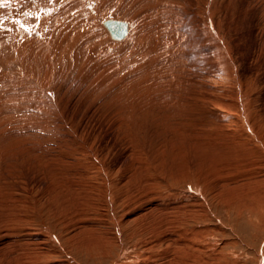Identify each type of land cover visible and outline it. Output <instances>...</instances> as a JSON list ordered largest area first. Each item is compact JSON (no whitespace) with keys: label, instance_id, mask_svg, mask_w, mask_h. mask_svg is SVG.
I'll return each instance as SVG.
<instances>
[{"label":"rangeland","instance_id":"374dc122","mask_svg":"<svg viewBox=\"0 0 264 264\" xmlns=\"http://www.w3.org/2000/svg\"><path fill=\"white\" fill-rule=\"evenodd\" d=\"M64 1L51 0L57 3L55 10L67 6ZM157 1L134 0L131 6L133 1L127 0L118 6L113 0L105 6L110 9L98 11L100 15H115L122 20L131 18L136 31L145 33L143 49L137 47L134 52L125 43L117 54L125 69L123 74L136 70L123 78L122 86L113 83L121 81V69L117 75L109 68L102 76L99 70L82 71L85 66L72 57L64 63L65 71L58 77L54 102L47 97L49 87L37 93V89L32 91L31 85L24 84L26 90L19 86L23 92H13L16 88L9 92L14 83L0 76V232L3 230L0 236L8 232L16 235L18 231L17 235L29 248L38 245L45 250L44 254H28L27 258V251H34L20 241L21 249L13 248L1 264H148L146 254H161L166 244L161 243L162 248L154 250L155 245L149 252L150 245L181 232L192 236L194 241L188 238L193 241L195 252L192 256L193 248H189L188 254L183 250L180 255L182 261L185 259L183 264L189 261L188 255L192 259L189 264H264V0H191L192 4L190 0H159L163 6L152 7ZM42 3V8H46ZM93 4L94 0L85 1L73 12L79 16L76 21L80 19V23L87 24L83 26L85 32L94 19L87 11ZM69 6L66 21L72 14ZM140 7L145 8L144 15L139 13ZM31 14H34L32 7ZM4 17V13L0 15L1 22L7 18ZM193 21L194 51L189 50L187 42L175 54L184 62L164 64L166 68L155 63V67L162 69L159 71L163 74L171 72L170 77L173 69L184 72L185 67L194 65L198 82L194 87L195 107L185 108L187 115L183 107L169 110L170 107L164 106L175 84L164 80L169 78L164 74L165 85L162 86V80L160 88L156 86L159 99L139 109L129 125L131 122L126 119L131 121L130 110L114 99L120 94L124 96L125 90L136 94L128 97L148 99L143 95L144 88L137 86L141 87L139 82L152 66L153 57L160 59L165 52L161 45L159 53L153 54L152 41L157 33L163 36V30L167 35L169 25L174 23L176 34L183 38L186 24ZM160 23L164 26L162 30L155 29ZM26 35L29 32H24L23 38ZM87 45V49L92 46L91 42L83 44L84 51ZM1 48L0 58L5 52L4 46ZM192 52L194 60H190ZM110 56L107 60L113 58ZM117 57L113 58L115 62ZM144 61L149 63L145 65ZM9 64L7 67L12 65ZM187 71L181 73L189 79L193 72ZM89 73L105 78L94 74L90 78ZM204 75H209L211 79L205 77L220 90L214 97L238 103L235 90H240L248 119L246 127L242 111L240 115L234 106L231 111L218 105L211 107L215 104L214 97L211 100L201 97L203 83L198 77L203 79ZM95 77L101 80L97 84ZM178 87L176 84L174 90ZM27 101L36 102L33 103L36 108ZM171 111L177 114L174 116ZM247 124L257 135L250 131L252 137L244 135V131L248 132ZM9 195L15 197V203H10ZM172 204L179 207L173 210ZM154 207L156 211H152ZM175 211L177 214L172 215ZM151 215L156 220H149ZM164 219L172 220L165 221L166 224ZM170 251L176 258L173 253L177 248L173 246ZM159 260L164 262L165 258Z\"/></svg>","mask_w":264,"mask_h":264},{"label":"bare ground","instance_id":"6f19581e","mask_svg":"<svg viewBox=\"0 0 264 264\" xmlns=\"http://www.w3.org/2000/svg\"><path fill=\"white\" fill-rule=\"evenodd\" d=\"M44 3H42V0H34L32 2H30V0H0V15L4 13V16L6 15V17H4L5 20H3L2 22L0 21V24L2 23V28L0 29V42L2 44L5 43V45L0 44V48L1 46H4V55L2 58H0V76L3 77L6 76V80L8 79L9 81L12 82V84L14 83V85L12 86V89H9V92H12V90L14 88H16V90L13 92H17L19 89V86L23 89H27L24 88V84L27 86L28 84L31 85V90L33 89H37L36 91H38L37 93H39L40 91H44L45 88L49 87L50 89L47 91L50 94L47 93V97L50 101L54 102V99L56 96V93H58V88H57V80L58 77L61 78L63 72L65 71V65L67 63V61H69L72 57L73 60H75V62L78 64L79 61H81V63L85 66V68L81 67L82 71L86 70L88 72H91L92 70L95 72H97L99 70V72L103 74V71H109V68H113V72L117 75H119L120 73L118 72L119 69H121L120 72H122V74H120V76L122 77L121 81L116 80L114 81V85L116 86H122V83H125L124 79L127 74L129 72H133L136 73V70H131L129 72H127L126 74H123V71H125V69H122L121 64L118 60L117 54L121 53V48L125 43H128L132 46V49L134 50V48L137 49V47H139V49H143L142 45L145 43L144 41H146V39L144 38V34L141 32L136 31L137 29L134 28L133 24V20L127 19V20H122L120 18H118L115 15H111V16H107V15H100L98 13V11H101L100 13H102V11H105L106 9H110L109 8H105V6L109 3H113V0H99L98 2L96 0H94L93 5H91L89 7V9L87 10L90 14V16H93L92 18H94L89 26V30L90 32L88 33L87 30L85 32V27L84 24L85 23H80V19L78 21H76V18H79V16H76L75 14H73V12H75L76 10H79L85 3V1L87 2L88 0H65L64 3H68L69 5L72 6V8L70 10H72V14L71 16H68L69 20L66 21V13L68 11L67 6H69L67 4V6L64 4V6L61 8V10L56 9L55 7L57 6V3H52L51 0H43ZM72 1V2H71ZM77 2V3H73ZM92 1V0H90ZM118 6L123 4L124 2H126L127 0H116ZM133 1L131 3L134 5V0H130V2ZM137 1H141V0H137ZM30 2V3H29ZM40 2L43 4V6L45 5L46 8H42V6L40 5ZM129 2V0H128ZM127 2V3H128ZM162 1H157V3L155 2L154 5L151 4L152 7L156 6H163V3H161ZM39 3V5H37ZM190 3L192 4L193 2L190 0ZM130 4V3H129ZM137 4V3H136ZM55 5V6H54ZM82 5V6H81ZM54 6V7H53ZM69 6V7H71ZM4 7V9H3ZM32 7V10H34V14L29 15V11L30 8ZM87 7V6H86ZM60 8V7H59ZM159 8V7H158ZM43 9H47L48 11H44ZM83 9V8H82ZM105 9V10H104ZM132 9V8H131ZM155 9V8H154ZM143 10L145 11L144 7H140L139 13L143 14ZM160 10V9H159ZM56 11V12H55ZM108 11V10H107ZM147 11V10H146ZM45 12V13H44ZM48 12V13H47ZM83 12V11H82ZM135 11V15H136ZM53 13V15H52ZM81 13V12H80ZM79 14V13H78ZM82 14V13H81ZM80 14V15H81ZM194 15V14H193ZM63 16V17H62ZM83 16V15H82ZM107 16V17H106ZM81 18V17H80ZM116 20L121 22H125L126 23V32L124 33V35L120 38L114 37L111 34V31L109 30V28L104 24L105 20ZM2 20V17H1ZM90 20V19H89ZM160 20V19H159ZM208 20V19H207ZM86 22V21H85ZM160 22V21H159ZM148 24V23H147ZM146 24V25H147ZM159 24V23H157ZM161 24V23H160ZM165 24V23H164ZM218 24V23H216ZM87 25V24H85ZM172 25V24H171ZM175 25V23H174ZM170 26V30L166 33L167 35L164 34V32L166 31H162L163 36L159 35L157 33V36H155L156 38H154V36H152L154 38V40L152 41V43H154L153 46V50L152 53L154 54V52H158V50H161V45L163 46V51H165L162 55V57L159 59L157 57H153V61H152V66L150 64V66L148 67L146 74L142 75L144 77V79L141 80V82L137 83V85L139 84L141 87L137 86L136 84H134L133 86H137L138 89L143 90L142 88H144L143 95L148 96V99L146 100H140V98H131L133 95H136L135 93H133L132 95L130 94L131 92H129V90L127 92H123L124 96H121L122 94L116 96V99H114V102H119L122 104V108L124 106L125 109L130 110V119L127 118L126 120L132 124L133 119L135 118V116L137 115L136 112L140 111L143 108H147V106H149V104L152 105V103L154 102L155 99H159V97L156 96L157 93L156 92V86H158L159 84L162 85L161 81L163 80L162 78H164V74L165 77L167 78V75L171 72H167L164 73L162 71H159L158 67H155V63L159 64L160 66H162L163 68L165 67L164 64L167 63H172V64H176V61L180 62L182 60H180V57L178 56L176 58L175 54H178L179 48L178 47H184L185 44L187 43L188 48L190 51H194V35H195V22H191L186 24L185 27V36L183 38H179L178 35L176 34V25L175 26ZM182 25V24H181ZM149 26V25H148ZM162 24L159 25L158 27H155V29H160L162 30ZM168 25H165V27ZM164 27V26H163ZM200 27V26H199ZM215 27H217V25H215ZM219 27V26H218ZM106 30H104V29ZM154 27H152L153 29ZM152 29L150 30V32L152 31ZM169 29V28H168ZM167 29V30H168ZM47 30V31H46ZM57 30V31H55ZM24 32H29V35L26 38H23V34ZM64 32H67V34L65 33V35L63 34ZM73 33V34H72ZM153 33V32H152ZM156 33V32H155ZM154 33V34H155ZM61 34H63L61 36ZM148 34V33H147ZM215 34V33H214ZM217 34V33H216ZM72 35V36H71ZM71 36V37H69ZM148 36V35H147ZM23 38V39H22ZM102 38H104V40H102ZM152 38V39H153ZM102 40V41H101ZM196 40V39H195ZM198 40V39H197ZM90 43L91 45L88 49V45L86 46L87 50H83L85 46H83V44L85 43ZM149 43V42H148ZM199 43V42H198ZM122 44V45H120ZM166 44H168L167 47H169L168 51L166 49ZM183 44V45H182ZM40 45L41 48H39L38 46ZM219 45V44H218ZM147 46V45H146ZM152 47V46H151ZM146 48V47H145ZM3 50V47L1 48ZM0 49V52H2ZM136 49L134 50V52L136 51ZM138 49V50H139ZM98 50L100 53H98ZM102 50L104 52H102ZM97 51V52H96ZM109 51V52H107ZM112 54H109V53ZM115 52V53H114ZM133 52V53H134ZM141 52V51H140ZM149 52V51H148ZM159 53V52H158ZM171 53V54H170ZM228 53V52H227ZM102 54H105L102 55ZM138 54V53H137ZM142 54V53H141ZM145 54V53H144ZM142 54V55H144ZM157 54V53H156ZM155 54V55H156ZM174 54L173 59L171 58V55ZM111 55L110 57L116 58L117 57V62H115V60L112 59H108L107 60V56ZM123 56V54H121ZM131 55V54H130ZM158 55V54H157ZM73 56H75V58H73ZM133 56V54H132ZM135 56V55H134ZM160 55H158L159 57ZM195 54L194 52H192L190 54V60H192L194 58ZM126 57V56H125ZM124 57V59H126ZM152 57V56H151ZM69 59V60H68ZM123 59V57L121 58ZM145 59V58H144ZM152 59V58H151ZM54 60V61H53ZM141 60V59H140ZM147 61V59H145ZM189 60V61H190ZM194 60V59H193ZM63 61V62H62ZM121 61V60H120ZM143 61V59H142ZM146 61H144L146 63ZM151 61V60H150ZM123 62V61H122ZM140 61H138L139 63ZM184 62V60L182 61ZM188 62V61H186ZM9 63H11L12 65L10 67H7L8 65H10ZM54 63V64H53ZM65 63V65H64ZM136 64V61L134 62ZM133 63V64H134ZM149 63V62H147ZM147 63L145 65H147ZM56 64V65H55ZM144 64V63H143ZM142 64V65H143ZM194 64V62L192 63ZM58 65H61L60 67ZM82 65V66H83ZM113 65V66H112ZM126 65V64H125ZM92 67L93 69L89 70L87 68ZM112 66V67H110ZM127 66V65H126ZM133 65L131 64L130 67H132ZM158 66V65H157ZM159 66V67H160ZM194 66V65H193ZM193 66H190V70L188 67H185L186 69H188L189 71H187L186 69L183 70L184 72L187 71L190 73V71H192L191 73L193 75H191V77L189 79L186 78V75H183L182 70L180 68L178 69H173L174 72H172V76L168 77L167 80L168 83L170 84H174V88L176 84H179L178 89L175 91L174 88L172 87V89L170 90L169 94H168V99L164 100L166 102V104L164 105L167 109H169L168 107H170L169 110H171V108H178L179 107H183L184 111H186V114L188 113L187 110H185V108L188 107H195V83L196 85H198V82L195 81V79L197 80V77L195 78V73L192 69ZM137 67V65H136ZM161 67V68H162ZM78 68V67H77ZM141 68V67H140ZM139 68V69H140ZM166 68V67H165ZM177 68V67H174ZM195 68V67H194ZM67 69V68H66ZM96 69V70H95ZM184 69V68H183ZM116 70V71H115ZM141 70V69H140ZM153 70V71H152ZM162 70V69H160ZM164 70V69H163ZM195 70V69H194ZM81 71V72H82ZM92 71V72H93ZM139 71V70H138ZM145 71V70H144ZM154 73H152V72ZM167 71V69H166ZM170 71V70H169ZM172 71V70H171ZM95 72V73H96ZM182 72V73H181ZM233 72V70H232ZM93 73L95 76L97 74ZM98 73V72H97ZM99 73V75H101ZM37 74V76H36ZM92 74V75H93ZM185 74V73H184ZM203 74V73H202ZM206 74V73H205ZM215 74V73H214ZM222 74V73H221ZM8 75L15 77V79H17V81H13L12 78L10 79L8 77ZM39 75V77H38ZM90 76V78L92 77V75H90V73L88 74ZM36 76L35 81L33 79V77ZM98 76V75H97ZM102 76H98L99 78H101ZM205 76H209V75H204ZM172 77V78H171ZM201 77V76H200ZM203 77V76H202ZM199 78L201 80L198 81H202L203 86L201 85V87H203V91L201 92V97L203 99L206 100H211L214 97V94L217 91H220L219 89L216 90L213 87L212 81L209 82V79L211 78ZM94 78V77H93ZM99 78L95 77V79H97L94 83L97 84V82L99 83L100 81L98 80ZM105 78V77H104ZM102 77V79H104ZM120 78V77H119ZM171 78V79H170ZM4 79V77H3ZM108 79V78H107ZM162 86L165 85V81ZM60 81V80H59ZM160 82V83H159ZM205 82V84H204ZM59 83V82H58ZM117 83V84H116ZM128 83V82H127ZM126 83V84H127ZM214 83V82H213ZM212 84V85H211ZM112 85V84H111ZM166 85H169L166 83ZM178 86V85H177ZM188 86H191L190 89H193L194 92L190 91V89L188 88ZM193 86V87H192ZM200 86V85H199ZM1 87V86H0ZM124 87V86H123ZM159 87V86H158ZM237 87V86H236ZM4 88V87H3ZM121 88V87H120ZM153 88V89H152ZM160 88V87H159ZM164 88V87H163ZM177 88V87H176ZM188 88V89H187ZM218 88V87H217ZM2 89V88H1ZM132 89V88H131ZM130 89V91H132ZM152 89V90H151ZM222 90V88H220ZM146 90V91H145ZM167 90V89H166ZM191 92H189V91ZM224 90V89H223ZM238 90V89H237ZM235 90V94L237 95L238 98V103H232L227 101L226 99L222 98L221 96H215L212 100L215 102V104H213L214 107L216 105L218 106H222L223 108H225L227 111L233 108V106L235 108H237L236 110H238V112L241 115V111H242V122L244 123V127H246V121L248 120L246 118L245 111H244V107H243V101L242 98V94ZM19 91V92H21ZM34 91V90H32ZM139 91V90H138ZM23 92V91H22ZM21 92V93H22ZM28 92V90H27ZM30 92V90H29ZM42 93V92H41ZM141 92H139L140 94ZM181 93V94H179ZM19 94V93H18ZM165 94V92H164ZM21 95V94H19ZM24 95V94H23ZM28 95V94H27ZM36 95V94H35ZM39 95V94H38ZM142 95V96H143ZM158 95V94H157ZM217 95V94H216ZM230 95V94H229ZM125 96H127V98H125ZM131 96V97H128ZM141 96V95H140ZM166 96V95H165ZM223 96V95H222ZM1 97V96H0ZM3 97V96H2ZM12 97V96H11ZM25 97V96H24ZM139 97V96H138ZM163 97V96H162ZM230 97V96H227ZM18 98V97H17ZM31 99V97H30ZM142 99V98H141ZM163 99V98H162ZM228 99V98H227ZM19 100V99H18ZM21 100V99H20ZM37 100V99H36ZM150 101V102H149ZM31 106H35L36 102H30L27 101ZM19 103V102H18ZM161 103V102H160ZM52 104V103H51ZM55 104V103H54ZM119 104V105H121ZM162 104V103H161ZM203 106H205V103H201ZM57 105V104H56ZM55 105V106H56ZM154 105V104H153ZM156 105V104H155ZM22 106V104H21ZM21 106L17 107V108H21ZM38 106V105H37ZM46 106V105H45ZM160 107V105H158ZM40 107V106H39ZM53 107V106H52ZM163 107V106H162ZM0 108H1V103H0ZM36 108V106L34 107ZM121 108V107H120ZM121 108V109H122ZM140 109V110H139ZM155 109V108H153ZM181 109V108H180ZM19 110V109H18ZM176 110V109H175ZM190 110V109H189ZM234 110V109H233ZM232 110V111H233ZM33 111V110H32ZM156 111V110H155ZM165 111V109H164ZM179 111V110H178ZM226 111V112H227ZM230 111L228 113H230ZM16 112V111H15ZM128 112V111H127ZM145 112V111H144ZM173 112L177 114V112L175 111H171V113ZM180 112V111H179ZM1 113V110H0ZM31 114H33V112H30ZM164 113V112H163ZM183 113V112H182ZM190 113V112H189ZM126 114V113H125ZM185 114V113H183ZM185 114V115H186ZM44 115V114H43ZM149 115V114H147ZM171 115V114H170ZM188 115V114H187ZM190 115V114H189ZM144 116V115H143ZM175 116V115H174ZM179 116V115H178ZM183 116V115H182ZM216 116H218V114L216 113ZM229 116V115H228ZM46 117V116H45ZM126 117V116H125ZM138 117V116H137ZM141 117V115L139 116ZM146 117V116H145ZM189 119H191L190 117H188ZM223 118V117H222ZM125 119V118H123ZM147 119V118H145ZM149 119V118H148ZM176 119V118H173ZM178 119V118H177ZM63 120V119H61ZM144 120V118H143ZM193 120V118H192ZM27 121V120H26ZM140 121V120H139ZM169 121V120H167ZM31 122V121H30ZM126 122V121H125ZM147 122V121H146ZM173 122V121H171ZM26 123V122H25ZM45 123V122H44ZM160 123V122H159ZM151 124V123H150ZM118 125V124H117ZM147 125V124H146ZM158 125V124H157ZM160 125V124H159ZM2 126V125H1ZM41 126V125H40ZM47 126V125H46ZM174 127L176 126L173 125ZM60 127V126H59ZM134 127V126H133ZM139 127V126H138ZM162 127V126H161ZM178 127V126H177ZM248 127V132L244 131V135L246 137H252L250 132L252 134H256V132L254 130H249V126L247 124ZM40 128V127H39ZM43 128V127H42ZM135 128V127H134ZM222 128V127H221ZM9 128H7L8 130ZM170 129V128H169ZM246 128H244L243 130H245ZM12 130V129H11ZM250 131V132H249ZM13 133V132H12ZM23 133V132H22ZM13 135V134H12ZM20 135V134H19ZM18 135V136H19ZM37 135V134H36ZM22 136V135H21ZM205 137V136H204ZM228 137V136H226ZM3 138V137H2ZM235 138V137H232ZM209 140V138H207ZM230 139V138H229ZM18 140V139H17ZM16 140V141H17ZM67 140V139H66ZM69 140V139H68ZM205 139H203L204 141ZM234 140V139H233ZM210 141V140H209ZM197 142V141H196ZM208 142V141H207ZM233 142V141H232ZM253 142V141H252ZM205 143V142H204ZM210 143V142H209ZM231 143V142H230ZM233 144V143H231ZM235 144V142H234ZM233 144V145H234ZM28 145V144H27ZM33 146L35 144H32ZM183 145V144H182ZM205 145V144H204ZM213 145V143L211 144ZM222 145V144H221ZM26 147V145H24ZM23 146V147H24ZM207 146V145H206ZM205 146V148H207ZM210 146V145H209ZM208 146V147H209ZM14 147V146H13ZM16 147V146H15ZM204 147V146H203ZM223 147V146H222ZM221 148V146H220ZM19 149V148H18ZM41 149V148H40ZM60 149V147H59ZM203 149V148H202ZM209 149V148H208ZM16 151V150H15ZM18 151V150H17ZM35 151V150H34ZM218 151V150H217ZM205 153V152H204ZM43 155V154H42ZM42 157V156H41ZM45 157V156H44ZM47 158V157H46ZM49 158V157H48ZM206 158V157H205ZM209 158V157H208ZM43 159V158H42ZM64 159V157H63ZM210 159V158H209ZM43 161V160H42ZM176 161V160H175ZM211 161V160H210ZM45 162V161H44ZM209 163V162H208ZM49 166V165H48ZM231 166V165H230ZM208 167V166H207ZM211 170V169H210ZM214 171V170H213ZM208 172V171H207ZM258 174V173H257ZM254 176V174H253ZM202 177V176H201ZM206 178V177H205ZM229 178V177H228ZM237 178V177H236ZM5 180V179H4ZM226 180V178H225ZM262 181V180H261ZM264 181V180H263ZM220 182V181H219ZM234 183V182H233ZM226 188V187H225ZM147 193V192H146ZM9 194H11L9 192ZM124 194V193H123ZM3 195V194H2ZM111 195V193H110ZM10 196V195H9ZM11 200L10 203H15V197L10 196ZM246 200V199H245ZM8 201V200H7ZM1 202V201H0ZM176 205V203H175ZM1 206V205H0ZM179 206H174L172 204V208L173 210H175L176 208H178ZM152 211H156L157 207L151 208ZM150 209V210H151ZM179 213V212H178ZM173 214H177V211L171 213ZM165 216H168L166 214H164ZM161 217H164L163 215ZM149 220H156V216L155 215H151L148 216ZM172 219H164L163 222L165 221H170ZM174 220V219H173ZM176 221V220H175ZM166 223V222H165ZM169 223V222H168ZM171 223V222H170ZM163 224V223H162ZM167 224V223H166ZM6 231V230H5ZM3 232V230L1 231ZM0 232V234H1ZM7 232V231H6ZM18 232V231H17ZM11 235L9 234L10 232H8L7 234H3L2 236H0V261L6 256V254L8 252L13 251V248H17V250L21 249V242L24 243L23 241H21V238L19 235ZM26 232V231H25ZM13 233V232H12ZM19 233V232H18ZM29 234V233H28ZM106 234V233H105ZM22 236H24L22 234ZM188 237H191L190 235H188V233H177L174 236H168L166 237L162 242H159L158 244H152L150 245V247L148 248L147 251H149L153 246L157 245L154 250L156 248H162L161 243H165V250L163 252H161V254H155V253H147V260H149L148 262L150 264H183V261L185 259H181L180 255L181 252H183V250L187 251V254L189 253L188 251L190 250L189 248H193L192 251L193 253H191L190 255L194 254V245H193V241L194 239L192 238L193 241H190ZM23 238V237H22ZM41 239V238H40ZM21 241V242H20ZM39 242V241H38ZM39 243H41L40 245L42 246V242L40 241ZM26 246L28 247L29 245L27 243ZM22 244V245H24ZM35 244V243H34ZM175 246L177 248V251H175L174 254L176 255V258H174L170 251V249ZM13 246V247H12ZM25 246V247H26ZM32 246V245H31ZM168 247V248H167ZM29 248V247H28ZM159 248V249H160ZM30 250L34 251V252H28L27 250V258H28V254L32 255V254H44L45 250L43 249V247H38V245L34 246V248H29ZM153 249V248H152ZM188 249V250H187ZM38 250V251H35ZM174 250V248H173ZM16 251V250H14ZM150 252V251H149ZM184 253V252H183ZM185 252V256L187 255ZM188 255L186 257L189 258V261L184 262V264H189V262L192 261L191 256ZM263 255V254H262ZM194 256V255H192ZM160 257L163 259L165 258V261L163 262V260H159L161 262H158V259H160ZM148 263V264H149ZM262 263H264V256L262 258ZM1 264V263H0ZM12 264V263H11ZM144 264V262H143Z\"/></svg>","mask_w":264,"mask_h":264},{"label":"water","instance_id":"95a60500","mask_svg":"<svg viewBox=\"0 0 264 264\" xmlns=\"http://www.w3.org/2000/svg\"><path fill=\"white\" fill-rule=\"evenodd\" d=\"M104 24L109 28L114 37L120 38L126 32L125 22L120 23L119 21L108 19L104 21Z\"/></svg>","mask_w":264,"mask_h":264}]
</instances>
